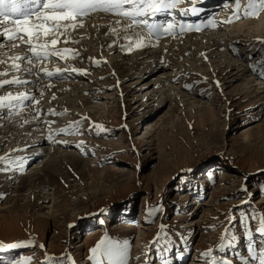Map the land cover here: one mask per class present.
<instances>
[{
    "label": "rangeland",
    "instance_id": "374dc122",
    "mask_svg": "<svg viewBox=\"0 0 264 264\" xmlns=\"http://www.w3.org/2000/svg\"><path fill=\"white\" fill-rule=\"evenodd\" d=\"M223 1L226 0H197V6L201 7L198 15L210 13L214 19L228 16L227 12L231 13L235 5L223 7L226 11H222L218 6ZM247 2L241 0L242 5ZM178 7H190V0H183ZM244 11L242 6L239 16L248 18L244 17ZM263 13L260 11L252 17L258 18ZM96 14L115 18L111 13L99 12L86 17L85 23ZM183 15L179 8L173 11L177 24L194 20L191 12L186 17ZM170 18L166 15L156 19ZM258 27L249 34L236 35L238 40L230 48V56H237L240 62L245 58L251 66L260 55L264 56V44L256 39H264V21ZM81 35L86 36L87 42L95 38L92 31ZM77 40L72 44L78 46ZM20 48L26 49L19 47L13 51L7 47L0 57ZM104 50H100L102 56L98 58L80 51L78 57L72 58L75 65L72 67L86 68L88 75L71 72L70 82L64 76L53 77L52 81L57 80L66 91L59 103L53 95L50 101L45 100L52 88L45 89L43 98L37 96L41 108L49 104L56 106L52 113H47L49 108L41 109L39 119H45L40 120V129L35 132L53 137L44 146L48 147L56 138L69 137V143H64L62 149L76 150L89 165L82 175L67 164V157L61 161L57 157L54 160L57 170H49L52 175L43 171L44 181L49 184L43 193H38L45 201L33 197L28 190L16 197L14 186L18 175H13L14 180L4 178L8 182L0 185V241L24 243L13 250L0 249V264L20 257L31 258L26 264H72L73 260L75 264H97L90 249L105 235L113 242H128L124 264H164L165 261L209 264L210 258L202 256L209 248L218 259L229 258L235 264H245L240 259L245 256L250 264H256L247 249L252 243L259 253V248L264 246V233L255 231L259 217L264 214V102L261 104L253 94L236 95L231 91L234 86L225 88L223 81L217 85L218 75L209 66L203 68L205 74H197L196 70L191 77L174 70L165 57L162 64H153V74L145 77L131 73L120 84L116 67L109 66L110 47ZM89 58L101 59V63L96 65ZM49 61L51 65L68 66L59 59ZM254 71L249 75L255 78L264 73V69ZM166 72L176 79L172 80L170 95L161 99L160 86L154 89L155 85L146 82ZM84 76L95 79L81 83L83 92H73ZM261 76L263 84L254 82L253 87L264 86V75ZM44 81L48 80L41 79L39 85H46ZM186 84L191 87H185ZM151 90L153 95H146ZM87 99L90 102L82 106L80 101L85 103ZM193 100L201 105H193ZM143 101L145 105L133 107ZM27 105L31 106L30 101ZM34 106L37 105L30 109ZM37 143L30 148H36ZM47 154L48 150L44 149L37 158L25 163V173L38 167ZM245 185L247 193L242 190ZM103 208L107 211L101 213ZM230 216L235 219L229 221ZM158 232L159 238L155 239ZM29 240L33 243H27ZM221 243L224 247H216ZM40 244L44 245L43 249ZM46 256L50 259L46 260ZM98 259L111 264L103 253Z\"/></svg>",
    "mask_w": 264,
    "mask_h": 264
},
{
    "label": "bare ground",
    "instance_id": "6f19581e",
    "mask_svg": "<svg viewBox=\"0 0 264 264\" xmlns=\"http://www.w3.org/2000/svg\"><path fill=\"white\" fill-rule=\"evenodd\" d=\"M232 1L234 2V0H229L230 2L229 4H232ZM223 3L226 5L225 1H223ZM199 8L201 9V7ZM232 9L233 11L231 13L227 12L228 16H221L218 19L211 18L214 20L216 26H212L208 24V20L210 19V15H211L210 13L205 14L203 16H198L197 14H199L200 12L199 11L197 14H194V16L191 17V18H194L193 21H190V22L185 21V20L182 21L185 24H194V25L201 24V22H203L201 24V28L199 31H197L195 28L191 30L185 28V30L181 32L179 28H177L176 34L174 36L165 35L166 39H163V40L161 39L160 41L157 40L155 37H153L152 44H148L147 41H145V47L140 48V49L134 48L130 53L126 51H122L120 49V45L134 42L135 37L133 36V41L125 40L123 37L126 34L129 36H132L133 31L143 33L146 30L144 29L145 30L144 31L141 28H137L135 30L128 29L126 33L125 30H123L122 28L112 23L115 19H118L117 17L112 18L110 17V15H107V14H96V15H93L94 19L92 21H90L89 19V22L88 23L86 22L83 28L74 30V32L76 31V33L74 34L73 32L72 37L69 39L70 42L67 41V43H65L64 38L62 37L60 44H58L57 46L75 48L77 51H80L81 53L84 52L85 55H89L90 53L91 55H93V57H96V58H98V55L102 56V54L100 53V50L108 49V47H110L111 51L110 50L109 51L112 56V60H110L111 66L116 67V72H117L116 74L120 76V79L118 78L117 81H119L120 84H122L125 80V77L131 73H135V74L139 73L145 77L149 76V74H153L155 72V67L153 64H159V63L162 64L161 61L164 57H165L166 62L173 66L174 70L181 71L187 74L188 76L193 75V73L197 71H198L197 74H201V75L205 74V71L203 70V68H205L206 66H209L211 67V71L214 72L216 75H218L216 81H220V82L223 81L221 83L225 85V88L234 86V87H231L232 88L231 91L234 92L236 95L253 94L254 97H257L258 100H261V104H263L264 86L258 87V88L253 87L254 84H257V85L263 84L262 83L263 80H261L263 79V77L261 76L262 72L261 73L258 72L260 75H258L256 78L253 76H250L249 74H252L254 69H256L257 71L259 69H262V70L264 69V63H262L264 62V56L262 55H260L259 57L256 56L258 57V59H256L257 61L254 62L253 66H251L247 63L245 58L244 60L240 62L239 61L240 59L237 58V56H234V55L230 56V53H231L230 48H232L238 40L236 35L241 34V33L249 34L251 31H255L259 25H261V23L264 21V13L261 14L260 17L258 18H253L252 16H248V18L240 17L241 19L238 21H236L237 19H232L231 22L232 21H235V22L228 24L229 23L227 22L228 18L232 16V13L234 11H236L235 8H232ZM222 11H226V10H222ZM237 14L240 15L241 12H238ZM166 15H167L166 13H160V14H157L156 17H150L149 19L157 20L156 18L163 17ZM244 17L246 16L244 15ZM110 23L112 27L117 28V32L120 37L117 40V43L115 44H112L111 41L117 39L116 35L108 31V25ZM123 23L124 21L121 20V24ZM89 27H91V29ZM77 30L80 32H78ZM221 30H222V34H221ZM88 31H92L93 33H95V38L94 40H92V42H87L86 36L81 35L83 33L85 34L88 33ZM105 33H107V35H105ZM76 39H78L77 40L78 46L76 45V43L72 44L74 40ZM2 43H8V42L0 39V44ZM84 47H86L87 49ZM18 48H16V50ZM165 49H167V51H165ZM262 49H263L262 51H264V48ZM4 50L5 48H0V52ZM25 51L26 49L24 51L23 49H21L20 51H16V52H9V53H6L2 58L0 57V59H5L6 57H9L11 55H22L25 53ZM117 51H120V53L117 54ZM205 56L207 57V59H205ZM49 62L51 63V61ZM49 62L48 64L51 65L52 63L50 64ZM57 65L58 66L61 65L62 68L75 66V65H72V61L70 64H68V66L64 65L63 63H58ZM4 67L5 66L3 64H0V71H2ZM72 75L73 74L71 72H67L60 77L64 76V78H66V80L70 82V81H73V79L69 80L68 78ZM23 78L31 79V77H28L27 74L26 75L23 74ZM56 78H59V77H56ZM94 79H95L94 77L81 78V80L78 81L79 86L76 88L74 87L73 92L77 90H79V92H83L82 90L83 86L81 85V83H83L84 81H86L85 83L87 82L91 83L94 81ZM173 79L174 78L172 77V74L170 75L169 72H166V73L157 75L156 78L155 77L151 78L150 80L146 82V84L155 85L154 89H157V87L160 86L159 88L161 89L160 90L161 93L159 97H161L162 99V98H165L166 94H167L166 96H168V94L170 95L172 91L171 85L173 84L172 82ZM190 79L191 78H189L188 80ZM56 81L54 82L51 80V84L53 85L51 88L54 90L53 92L50 91L49 95H47V93L45 92L46 93L45 100L48 99L50 101L49 97H52L51 95L55 93V96L57 98L56 101H58L57 103H59L61 101L60 99L62 95L63 97H65L64 95L66 91H64V88L60 86L61 84ZM44 82L45 84L49 83V81L47 82L44 81ZM42 84L41 86L38 84L35 87H34V84H31V83L22 88L5 87L4 91H16V90L29 91L30 90L31 93L39 96V90L43 89ZM128 87H130V85H128ZM128 87L126 85V88ZM260 88H263V89H260ZM44 91L45 89L43 90V93ZM153 93H154V90H151L150 92H147L146 95L150 96V95H153ZM179 99H180L179 97L176 98V100L178 101ZM145 101L141 102L140 104L136 103L133 107L143 106L146 104ZM28 102L29 101L25 102L26 106H23L21 108L19 115L9 116L7 109H0V133L2 134V137L0 136L1 137L0 138V156H4L5 154H7L9 159L17 165L21 163V161H17L15 159L17 156H20L23 158L22 162L24 163V165H26L25 163L29 162L31 159L37 158L38 155L41 153V151H43L44 149L48 150L47 157H45L41 163L38 162V164L36 165L38 167L34 169L29 168L26 173L25 171L23 172L19 170L15 171L17 168L13 167L12 164L5 163L4 161H0L1 169L11 168L9 172L4 171L5 173L0 174V185L3 186L4 184H6V182H8L4 178H11V180H14L13 175H18V177L15 178V179H18V182L14 186V189L16 191V194H15L16 197L20 195L23 196L24 191L28 190V193L33 195V197L42 198L43 201H45L44 200L45 197L40 196L38 193V192L43 193L42 191H44V189H47L48 184H49L44 181L43 171H48L51 174L49 170H57V164L54 161V160H57V157L60 158L59 159L60 161L64 157H67V160H68L67 164L71 166V168H73L74 170L79 171L82 175H85L84 173V171L86 170L85 167L86 165H89V161L86 160L84 157L79 156L76 150L71 151V150L62 149L63 146H65L63 145L64 143H60V145L57 146L59 144V141H67V143H69L70 141L69 137L68 138L64 137L65 138L64 140L61 138H56V141L49 143L48 147L47 146L45 147L44 143L47 141L48 135H44L43 133L45 132H41V131L37 132V130L35 132V129L37 128L40 129L39 123H41L40 120H42L43 117H41L40 119L38 118V120H33L32 117L35 116L36 113L33 111L32 109L33 107L31 108L32 110L30 109L32 104L30 107L27 105ZM53 102L54 101H52V103ZM89 102H90V99H87L85 100V103L83 101H80V104L83 106L85 104H88ZM199 103L200 101L193 100L192 104L198 105ZM45 104L46 103H44L43 105ZM54 106L55 105L53 104L52 106L51 104H49V105H45L44 106L45 108L44 107L41 108L39 104L37 106H34V108L39 107L40 109L44 110L50 107L51 109H54ZM89 111L92 113L95 112V110H89ZM40 116H42V114ZM25 120H27L28 123H24ZM49 124L51 125V123ZM34 142H38L37 143L38 146L34 149L33 148L31 149L30 148L31 144H33ZM13 149H20V151H12ZM36 149H40V151L38 152L36 151ZM88 153L89 152H87L86 154ZM46 177L53 178L52 176H49V175H47ZM7 189H9V187ZM36 192L37 194H35ZM53 239H56V237H53ZM13 249H16V248H13Z\"/></svg>",
    "mask_w": 264,
    "mask_h": 264
},
{
    "label": "snow or ice",
    "instance_id": "6c2138e0",
    "mask_svg": "<svg viewBox=\"0 0 264 264\" xmlns=\"http://www.w3.org/2000/svg\"><path fill=\"white\" fill-rule=\"evenodd\" d=\"M183 3V0H0V39L8 43L0 44V48L11 47L14 51L18 47H25L26 51L22 55H11L5 59H0V64L5 67L0 71V109H7L8 115H19L21 108L25 105L26 101H30L32 105H38L39 100L36 94L31 91H4L5 87L8 88H22L28 84L38 85L41 79L49 81L48 84L39 90V96L43 97V90L49 89L53 85L51 80L53 77H60L67 72L80 73L88 75L86 68L79 67H59L49 65V59H59L64 61L65 64H70L71 59L80 55L79 51L70 47H57L61 42V37L64 42L71 38L73 31L85 26V18L91 14L104 12L111 13L114 17H118L112 23L125 30L143 28L146 31L136 32L133 35H125L123 38L128 41L134 42L120 45L122 51L131 52L134 48L140 49L145 47V41L148 44L153 43V37L157 40L161 36L176 34V29L179 28L181 32L185 28L191 30L195 28L200 30L201 24H185L183 22L177 24L173 16V11L178 8V5ZM246 11L245 16L256 17L260 11H264V0H248L246 4L241 3V0H235V9L232 16L228 18L227 22L232 19H239L237 14L241 7ZM250 10V11H249ZM201 9L197 6V0H190V7H179V12L188 14L191 12L197 14ZM166 13L170 19L167 21L150 20L149 17H156L157 14ZM121 20L124 21L121 24ZM208 24L216 26L213 19L208 20ZM108 31L116 35L117 39L112 40L111 43H117L120 38L116 27H112L111 23L108 25ZM107 35V33H105ZM260 43L264 44V39L256 38ZM110 46V45H109ZM167 51V49H165ZM94 60L96 65L101 63V59L89 58ZM205 59L207 57L205 56ZM264 63V62H262ZM27 74L31 79L23 78V74ZM41 74H43L41 76ZM114 74V72H113ZM264 75V73H261ZM176 79V77H174ZM119 83V81H117ZM219 85V81L216 82ZM185 87L190 88L191 85L186 84ZM55 98V93H53ZM36 113L32 117L33 120H38L41 109L39 107L33 108ZM47 112H54L53 109H47ZM83 119V118H82ZM24 123H28L27 120ZM79 122H77L78 124ZM101 127L102 125H97ZM57 131L63 132L66 129H58ZM49 141L53 139L51 135L47 137ZM59 143H67V141H59ZM12 151H20V149H13ZM17 161H21L19 165L11 161L7 154L0 156V161L10 163L19 171H25V165L22 162L23 158L17 156ZM0 171H10L8 168L0 169ZM190 171V169H188ZM242 190L247 193V186H243ZM250 203V201H244ZM101 213L107 211L106 208L100 210ZM235 217H228L231 221ZM252 219H256L255 216ZM103 223V221H101ZM71 227V225H70ZM164 228V225H161ZM259 233H264V214L259 217V226L255 229ZM160 233H157L155 239L159 238ZM251 235V232H248ZM235 239V237H233ZM21 242L6 243L0 241V249H13L20 245ZM27 243L31 244L33 241L29 240ZM232 243V241H228ZM41 249L44 248L40 244ZM216 247H224V244H218ZM248 254L256 264H264V246L259 248L257 253L252 243L248 245ZM93 254L92 259L97 260V264H103V261L98 259V256L103 255L110 258L111 264H124V257L128 254V242L124 241L113 242L110 237L105 235L99 240L94 247L90 249ZM203 257H209V264H235L233 259L217 258L213 255V249L209 248L202 253ZM113 257L119 259L112 260ZM30 257H20L19 259H12L7 264H26ZM50 257L46 256V260ZM241 260L245 264H250L248 257L241 256ZM75 264V261H72ZM167 264V261L164 262Z\"/></svg>",
    "mask_w": 264,
    "mask_h": 264
}]
</instances>
